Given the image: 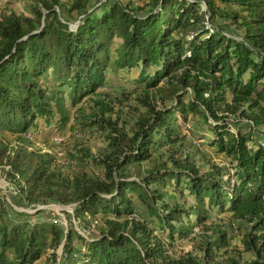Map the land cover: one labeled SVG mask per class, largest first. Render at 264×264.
<instances>
[{"label":"trees","instance_id":"1","mask_svg":"<svg viewBox=\"0 0 264 264\" xmlns=\"http://www.w3.org/2000/svg\"><path fill=\"white\" fill-rule=\"evenodd\" d=\"M72 1L70 9L80 15L75 26L60 13L64 0H39L35 16L0 18V130L21 135L38 119L64 127L70 112L61 92L72 107L90 98L94 109L82 125L109 131L110 151L94 159L105 176L71 177L52 153L10 146L1 135L0 169L29 202L69 204L77 219L89 214L96 220L101 213L104 223L98 235L87 237L50 219L10 212L0 197V264H36L45 254L51 263L44 264H57L60 246L64 264H208L229 245L226 230L207 225L216 209L250 222L242 241L253 258L244 264H264V0H149L137 7L105 0L93 10L91 0ZM218 3L241 6L245 14L224 13ZM217 15L232 18L242 35L230 34L226 21L209 23ZM135 68L132 82L145 85L138 98L146 111L129 132L107 116L114 102L99 89L109 72ZM54 83L67 88L48 87ZM190 114L205 119L210 144L230 158L228 178L219 167L201 172L189 156H172L138 178L123 171L149 160L154 148L179 143L178 130L186 129ZM237 114L251 123L249 131L232 130L228 119ZM184 194L191 204L172 200ZM137 210L163 234L147 218H128ZM194 225L211 232L201 247L206 261L173 258L168 245Z\"/></svg>","mask_w":264,"mask_h":264},{"label":"rangeland","instance_id":"2","mask_svg":"<svg viewBox=\"0 0 264 264\" xmlns=\"http://www.w3.org/2000/svg\"><path fill=\"white\" fill-rule=\"evenodd\" d=\"M66 5L61 9V15L73 26L76 25L80 15L79 12L74 9L71 10L72 0H64ZM105 0H91L88 4L89 10H93V7L100 6ZM129 1V0H124ZM132 6H147L149 0H130ZM39 0H0V18L4 15H8L11 12L22 14L25 16H35L33 13L34 7L38 6ZM218 5L224 8V13L232 10H237L240 14H245L241 6L231 3H218ZM204 6V5H203ZM205 8V6H204ZM228 23L230 34L242 35V29L236 27L232 22V18L217 15L213 18H209V23L219 24L221 22ZM113 54V52H112ZM127 70V69H125ZM134 72H126L125 74L108 73L107 83L99 90L108 92L109 98H112L114 102V111L107 116H111L113 120L119 121L120 124H125L127 130L133 128L134 123L145 114V107L139 102L140 96L143 95L142 84L134 83L132 80H136L139 75V69L135 68ZM163 82V81H162ZM162 82L160 84H162ZM53 90L60 88L49 84ZM61 88H67L63 86ZM155 90V89H154ZM151 90L152 94L156 92ZM68 89H66L67 93ZM65 95L66 104H68L70 119L66 126H56L55 123L48 124L43 119H38L37 124L28 129L27 132L19 135L12 134L10 131L0 130V135L4 136L10 146L16 144H25L29 149H34L42 152L52 153L57 162V167L61 169L66 175L75 176L82 173H88L92 176L103 178L105 176V170L103 166L94 159H98L103 155H106L109 151V131H103L94 127L83 126L84 115H89L93 112L94 103L92 99L88 98L82 100L76 107L70 106L68 95ZM228 100L231 99L232 94L227 92ZM242 110V109H241ZM212 121V120H211ZM233 131L238 128H242L244 131L251 129V123L248 122L240 114L231 115L228 119ZM184 130H178L183 136V139L177 143L174 147L158 146L154 148L152 157L142 163H132L125 167L124 172L131 175L132 178H138L141 174L147 172L152 166L160 163L161 161L170 160L173 157L181 158L185 160L188 156L195 165L200 168L201 172H209L215 167L221 168L226 178L233 172L232 162L225 154L219 153L218 149L210 144V138L213 133L210 131L207 122L202 117H196L190 114L188 117V123L185 125ZM256 140L259 138V132L255 134ZM20 137V138H18ZM0 197L3 199L5 206L10 212L23 211L30 213V219L36 221L39 219H50L60 224L64 229L75 228L80 233L87 237L98 235L103 225L104 215H97L98 219H93L88 214L87 220L83 221L77 219L73 212L71 205H65L58 201H33L29 202L19 192L15 182L0 169ZM173 201H180L186 204L193 202L192 196L184 194L183 197H174ZM39 212V213H38ZM136 217L138 220L146 223L145 219L149 218L145 211L137 210L133 215L128 216ZM149 227L158 234H163L159 228L155 227L152 223H148ZM207 225L220 226L226 230L229 236L228 248L223 247L216 251L214 262L208 264H215L219 262L225 264L230 258L238 260V264H244L253 258V255L244 251L243 237L248 228L251 227L250 222L242 219L239 215H236L233 211L225 210L221 211L216 209L209 212V218ZM211 232L207 231L200 225L192 226L191 231L184 237H177L169 246V254L175 258H194L197 261H206L204 259V252L201 247L205 243V236L210 235ZM163 236V235H162ZM165 240L170 242V239L165 237ZM77 242V241H76ZM62 247L57 250L59 258L57 264H64L61 259ZM53 250L48 248V253H52ZM51 263L48 259V254H45L40 261L36 264Z\"/></svg>","mask_w":264,"mask_h":264}]
</instances>
